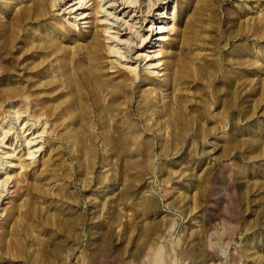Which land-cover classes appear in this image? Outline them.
<instances>
[{
  "label": "rangeland",
  "instance_id": "rangeland-1",
  "mask_svg": "<svg viewBox=\"0 0 264 264\" xmlns=\"http://www.w3.org/2000/svg\"><path fill=\"white\" fill-rule=\"evenodd\" d=\"M80 1L0 0V264H264V0Z\"/></svg>",
  "mask_w": 264,
  "mask_h": 264
},
{
  "label": "bare ground",
  "instance_id": "bare-ground-1",
  "mask_svg": "<svg viewBox=\"0 0 264 264\" xmlns=\"http://www.w3.org/2000/svg\"><path fill=\"white\" fill-rule=\"evenodd\" d=\"M81 1H84V0H81ZM80 1V2H81ZM80 2H79V4H80ZM109 2V1H108ZM54 4V3H53ZM74 8V7H73ZM101 8H102V5L100 4V2L98 1V0H93V4H92V9L91 10H89L88 12H87V14H85V16H83V18L84 17H86V15H90L91 16V14L93 15V19L95 20V21H97V15H96V13L99 11V10H101ZM77 10V9H76ZM104 10V9H103ZM81 13V12H80ZM100 15V14H99ZM98 15V16H99ZM82 16V15H81ZM89 17V16H88ZM107 17V16H106ZM90 18V17H89ZM98 23H100V22H98ZM97 23V24H98ZM107 26V25H106ZM99 28V27H98ZM156 27H154V29H155ZM160 28H161V26H160ZM159 28V29H160ZM163 31H165V30H156V32L154 33V34H158V33H162ZM167 31V30H166ZM107 32V31H106ZM162 35V34H161ZM162 39H164V37L163 36H159V37H157V40L158 41H161ZM89 40V39H88ZM101 41V40H100ZM159 43V42H158ZM160 46V45H159ZM158 51H157V53H159L160 52V47H159V49H157ZM155 54V53H154ZM148 57H149V55H147ZM150 57H152V56H150ZM147 59H150V58H147ZM28 143V142H27ZM28 153H30V151H28ZM32 154H33V152H32Z\"/></svg>",
  "mask_w": 264,
  "mask_h": 264
}]
</instances>
